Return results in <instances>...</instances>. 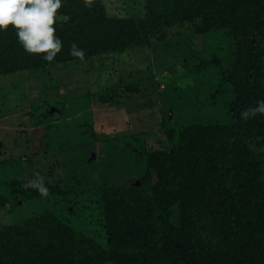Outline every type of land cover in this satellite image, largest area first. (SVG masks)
<instances>
[{"label":"rangeland","instance_id":"obj_1","mask_svg":"<svg viewBox=\"0 0 264 264\" xmlns=\"http://www.w3.org/2000/svg\"><path fill=\"white\" fill-rule=\"evenodd\" d=\"M256 3L216 0L212 16L228 6L240 17ZM98 5L106 23L143 22L147 45L49 63L43 53L26 52L11 28L0 31V52L6 38L18 50L3 54L0 70V259L6 263L16 255L15 264H41L50 252L47 242L55 254L65 252L46 226L51 216L66 238L98 243L104 253L97 264L138 259L143 250L133 245L112 257L107 252L104 206L106 192L115 187L134 188L129 202L137 201L155 223L172 225L178 235H194L212 253L228 233L229 223L201 184L209 175L208 164L185 154L149 163L154 151L173 150L179 134L202 140L219 132L218 127L233 125L234 107L241 101L227 76L236 60L235 35L213 24L196 32L198 13L206 12L203 0H65L58 11L67 18L57 22L55 34L57 26L69 21L70 11L74 19L68 26L74 27L67 35L82 24L80 16L95 17ZM172 19L176 23L171 27L157 26ZM87 20L83 26L95 29ZM103 32L112 36L110 29ZM259 44L263 66L257 81L264 89V38ZM244 132L242 126L240 143L262 161L264 187V149ZM217 145L229 178V150ZM38 174L64 194L22 200L16 183L28 184ZM129 212L126 208L118 219L124 222ZM263 245L259 238L251 247L262 264Z\"/></svg>","mask_w":264,"mask_h":264},{"label":"trees","instance_id":"obj_2","mask_svg":"<svg viewBox=\"0 0 264 264\" xmlns=\"http://www.w3.org/2000/svg\"><path fill=\"white\" fill-rule=\"evenodd\" d=\"M215 1L203 0L207 13H198L202 14V17L198 16L200 25H195V28L198 33L208 29L210 24L219 28L227 27L238 41L236 60L227 73L241 99L234 107L232 115L234 123L228 127L216 128L215 131L219 132L213 134L221 132L218 136L219 140L215 139L213 134L202 140H198L196 136L185 137L183 134H179L176 139H173V150L154 151L150 155L149 164L158 160L179 158L183 154L187 159L193 160L192 158L195 157V160L208 164L209 175L203 178L201 184H203L206 196H209L219 206L220 216L229 223L228 233L222 235L217 250L212 253L210 247L203 243L199 244L194 235H178L174 232L175 227L172 225L164 227V225L155 223L147 216L148 214H145L146 208H140L137 201L129 202L134 188L115 187L106 192L108 199L104 206V229L108 255L112 257L119 249L132 245L143 250L138 259L129 258L125 264H262V259L253 255V248H251L257 239L264 240V187L260 180L262 161L240 143L241 133L238 131L244 126L246 128L244 133L251 135L264 149L263 114L258 113L248 120H244L240 116L242 109L255 106L258 99H264V89L260 88L261 85L257 81L258 73L261 72L263 66V53L259 50V43L264 38V0H257V3L240 17H237L235 11L227 6L221 8L217 17L213 18L211 7ZM96 9L95 17H92V14L85 17L80 16L82 24H76L77 30L72 35H67L66 32L73 29L74 26L70 29L68 25H70V19L74 18L71 11L70 14H67L69 21H63L61 25L57 26V36L63 41L62 49L57 58L48 61L49 63L79 59L70 53L74 41L85 50L86 57L147 45L146 38L142 37L145 32L143 22L125 19L120 21V26L116 24V27L109 22L106 23V19L102 16L101 6L98 5ZM66 10L68 9H64L63 12L66 13ZM86 19H88L86 24L92 22L95 29L88 31L83 26ZM175 23L176 21L172 19L168 25L159 22L157 26L171 27ZM109 29L112 36L102 35L103 31H109ZM262 29L263 31H261ZM100 35L102 40H100ZM9 40L6 38L1 45L4 50V53L0 52V70L2 72L5 64L3 63V60L5 61L3 54L18 53ZM227 130L230 132L229 134H227ZM217 142L229 150L227 154H229V160L232 163V166L229 167L230 171H226L231 172L229 178H226L221 160L224 155H220L221 146L218 147ZM25 185L21 182L16 183V188L19 186L22 200H32L43 195L36 188L25 187ZM47 186L50 189L48 194H64V191L58 187ZM1 201L0 197V203ZM126 208L130 212L127 217H124L123 222L118 219V216ZM120 210L123 211L119 212ZM49 222L46 224L47 228L54 232L58 243H61L65 248V252L60 255L55 254L52 252V243L47 242L50 252L42 258L41 264L99 263L104 252L96 241L86 237L80 241H72L64 236L60 230L62 225L53 216ZM32 229V232L37 236L38 231L35 224H32ZM261 253L264 254V245ZM16 257L14 255L8 263L1 260L0 257V264H15Z\"/></svg>","mask_w":264,"mask_h":264},{"label":"clouds","instance_id":"obj_3","mask_svg":"<svg viewBox=\"0 0 264 264\" xmlns=\"http://www.w3.org/2000/svg\"><path fill=\"white\" fill-rule=\"evenodd\" d=\"M65 0H0V31L11 28L17 42L28 53H43V59L53 61L62 49L63 42L56 33L58 21L67 17L58 10ZM70 53L83 61L85 50L74 41ZM264 114V99H258L255 106L244 108L240 116L248 120L257 114ZM25 187H34L41 194L48 195L50 189L44 177L37 175Z\"/></svg>","mask_w":264,"mask_h":264},{"label":"water","instance_id":"obj_4","mask_svg":"<svg viewBox=\"0 0 264 264\" xmlns=\"http://www.w3.org/2000/svg\"><path fill=\"white\" fill-rule=\"evenodd\" d=\"M136 185H139V182L138 181H136Z\"/></svg>","mask_w":264,"mask_h":264}]
</instances>
